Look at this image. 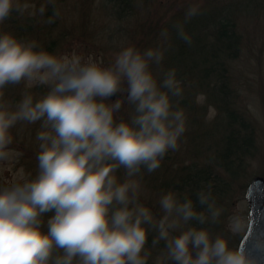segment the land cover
<instances>
[{
    "label": "clouds",
    "instance_id": "1",
    "mask_svg": "<svg viewBox=\"0 0 264 264\" xmlns=\"http://www.w3.org/2000/svg\"><path fill=\"white\" fill-rule=\"evenodd\" d=\"M26 8L0 0V26ZM203 14L189 5L155 46L123 47L108 65L50 53L0 27V165L19 155L14 129L39 125L35 173L0 177V264H256L214 230L226 209L211 182L145 197V176L187 141L185 87L164 65L173 34L191 48L186 26ZM21 84L20 99L7 100L5 90ZM34 86L46 91L37 98ZM226 222L232 234L243 230L237 215Z\"/></svg>",
    "mask_w": 264,
    "mask_h": 264
},
{
    "label": "rangeland",
    "instance_id": "2",
    "mask_svg": "<svg viewBox=\"0 0 264 264\" xmlns=\"http://www.w3.org/2000/svg\"><path fill=\"white\" fill-rule=\"evenodd\" d=\"M20 2L27 5L29 13L35 14L40 9L31 0ZM107 4V0H65L61 3L57 18L71 36L65 39L54 54L76 53L84 57L92 56L95 61L108 65L123 47L132 45L144 49L155 46L159 31L165 27L170 29L172 21L182 20L184 10L191 4H198L204 10L203 15L194 18L186 26V30L196 37L193 38L195 46L200 48L204 40L200 25L217 16L222 6L218 0H154L153 5H137L134 14L120 18ZM251 14L240 19L238 28L243 35L244 47L240 57L230 64L229 74L236 98L235 106L255 130L253 155L251 153L246 156L241 167L239 162L235 163V176L226 172L221 177L223 169L217 168L216 163L209 159L222 150V136L227 125L218 109L211 104L214 99L209 97L217 96L218 91L211 89L212 84L209 87L191 84L184 86L183 100L186 103L183 104V100L181 103L188 116L187 141L180 151L169 153L159 171L145 176V197L151 203L162 189L176 188L172 183L178 184L179 180L173 177L177 176L174 173L180 175L179 169L184 166L195 163L198 167L206 169L209 166L217 170L226 186V192L220 198L226 213L222 217L225 222L214 230L224 233L232 247H238L248 228L249 207L245 198L247 187L255 177H264V11H258V17ZM172 43H181L175 39L174 34ZM202 51L205 49L202 48ZM178 58L177 47L173 45V50L166 56L165 61L169 64L166 68H177ZM193 60L196 59L191 56L187 62L190 64ZM196 74H199V70ZM215 79L216 76L212 82ZM30 90L37 98L46 91L38 86ZM24 91L23 84L10 86L5 90V98L10 102L18 101ZM126 109L127 106L119 115L124 114ZM38 127L39 125H18L14 129L17 142L13 148L19 155H14L6 165H0V177L18 179L35 173L37 144L34 137ZM232 215L239 216L244 224L243 230L236 234H232L227 228L226 217Z\"/></svg>",
    "mask_w": 264,
    "mask_h": 264
},
{
    "label": "trees",
    "instance_id": "3",
    "mask_svg": "<svg viewBox=\"0 0 264 264\" xmlns=\"http://www.w3.org/2000/svg\"><path fill=\"white\" fill-rule=\"evenodd\" d=\"M31 1L35 2L37 7L45 8L43 16L39 14V10L37 13L32 14L28 12L29 9H26L22 15L14 13L0 27L3 31L11 32L18 38L35 39L42 48L54 54L71 34L66 31L67 28L62 25L61 20L59 21L57 17L54 18L52 24H47L45 21L53 17L54 10L59 9V5L65 0H55L54 6L49 4L48 0ZM218 1L222 4L219 14L200 25L204 38L200 48H197L195 44L189 48L182 42L173 45L177 47V53L180 57L179 60H176L179 62V66L176 68L177 75L184 86L188 87L192 84V86L207 85L209 87L212 84L211 89L218 91L217 96L214 97L211 94L212 97H209L214 99L211 104L218 109L227 125L222 136V150L218 151L215 157L209 159L211 162L216 163L217 168L223 169L222 177L226 172L235 176L237 174L235 163L239 162L241 167L247 158L246 156L252 153L255 144L253 125L245 119L246 116L239 112L235 106L236 98L230 82L229 69L230 64L240 57L242 47H244L243 35L238 28L240 21L252 15L251 13L254 17H258L256 13L264 11V0ZM20 3L25 5L24 2ZM107 3L111 10L122 18L134 14L137 5L149 7L154 4V0H107ZM231 10L234 13H231ZM202 48L205 51H202ZM191 56H194L196 60L189 64L187 60ZM164 66L166 68L169 64L165 61ZM198 70L199 74H196ZM214 76L217 79L212 82ZM185 103L186 100H183V104ZM127 111L128 109L121 116L126 118ZM179 173L180 175L175 172L174 175L177 176H173L179 180V183L175 185L172 183L177 191L181 193L186 190L193 192L203 184L211 182L214 186L213 193L217 203L222 205L223 202L220 198L225 194L226 186H224L225 184L217 170L209 166L205 169V167H198L195 163H192L184 166L181 170L179 169Z\"/></svg>",
    "mask_w": 264,
    "mask_h": 264
},
{
    "label": "water",
    "instance_id": "4",
    "mask_svg": "<svg viewBox=\"0 0 264 264\" xmlns=\"http://www.w3.org/2000/svg\"><path fill=\"white\" fill-rule=\"evenodd\" d=\"M115 99V97L113 98ZM248 228L238 247L246 248L256 264H264V177H255L247 187Z\"/></svg>",
    "mask_w": 264,
    "mask_h": 264
}]
</instances>
